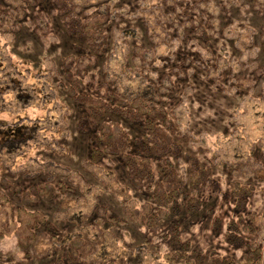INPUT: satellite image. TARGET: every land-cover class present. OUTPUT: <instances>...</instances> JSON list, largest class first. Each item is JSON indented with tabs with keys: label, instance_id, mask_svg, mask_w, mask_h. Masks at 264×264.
<instances>
[{
	"label": "rangeland",
	"instance_id": "obj_1",
	"mask_svg": "<svg viewBox=\"0 0 264 264\" xmlns=\"http://www.w3.org/2000/svg\"><path fill=\"white\" fill-rule=\"evenodd\" d=\"M73 3L79 17L108 14L101 55L85 51L86 43L67 31L48 1L36 7L29 0H0V128L22 126L28 136L1 145L0 191L14 208L46 218L25 248L13 236L1 240L0 264H210L219 258L243 264L241 242L227 234L239 215L253 230L242 233L239 223L237 233L243 243L259 245L264 264V53L257 39L264 0ZM224 51L229 65L215 73ZM205 55L209 68L201 61ZM71 59L80 63L72 61L82 70V93L105 100L140 96L169 113L170 159L181 191L155 226L131 219L114 190L126 186L141 209L158 173L135 189L119 155L86 168L90 152L100 148L102 122L120 124L132 145L146 131L114 113L90 119L64 90ZM201 168L210 178L194 192L189 178ZM40 183L53 187L52 198L33 194L30 203L22 202L20 192ZM235 183L252 188L243 209L234 202ZM189 197L199 201L193 210L184 201ZM71 240L81 242L75 259ZM174 254L183 258L169 262L166 256Z\"/></svg>",
	"mask_w": 264,
	"mask_h": 264
},
{
	"label": "trees",
	"instance_id": "obj_2",
	"mask_svg": "<svg viewBox=\"0 0 264 264\" xmlns=\"http://www.w3.org/2000/svg\"><path fill=\"white\" fill-rule=\"evenodd\" d=\"M49 2L56 9V14L60 15L64 21L67 31L77 38L82 39L94 55H101L104 51L106 37L102 26L108 20L106 12L97 13L90 17H79L73 11V0H29L31 4L38 7ZM217 13L225 16V11H220L219 6ZM203 36H207L204 29H200ZM258 50L264 53V26L260 28L258 34ZM224 54V55H223ZM219 53L218 65L214 72L219 73L223 67L228 66L226 55ZM212 56V55H211ZM210 56L205 55L201 59L205 68L210 66ZM64 61V60H63ZM79 63L75 59L65 63L64 76L66 84L64 90L66 94L79 105L85 114H89L90 119H100L105 113H114L126 121L141 124L146 133L138 139L134 145L129 142V136L124 128L118 123L102 122L98 127L97 138L100 148L93 149L90 152V159L86 161V168L92 171V165L105 157V155H119L123 162L130 184L139 189L143 183L151 182L159 174V179L151 186L149 200L139 209L130 196V191L126 186H118L114 190L115 195L120 199V204L125 209L131 219L138 224L155 226L158 220L165 219L169 215L168 207L173 206L175 197L179 194L181 188L178 184V174L173 167L171 156L174 151L173 126L169 113L164 107L154 106L146 103L140 96L124 100L111 95L108 100L95 95H88L81 92L82 89V70L73 64ZM62 62V61H61ZM80 64V63H79ZM26 128L22 126L0 128V147L3 144H10L25 140ZM156 167V168H155ZM158 173V174H157ZM209 169H198L193 172L189 178V184L194 192H198L200 187L210 178ZM3 183H6L4 180ZM202 184V185H200ZM252 188L235 183L231 190L235 198L237 208H244L246 198L251 194ZM22 202L30 203L31 195L42 194L46 199H51L54 193L53 187L48 183H40L38 186H31L27 190L20 192ZM10 195L0 191V216H6L4 221L0 220V241L6 237L13 236L20 247H27L29 242L34 239L35 231L40 225H45L46 218L39 212L28 211L24 207L14 208L10 202ZM189 210L196 207L198 200L195 197L185 198ZM171 209V208H170ZM243 215H239V222L234 220L228 223V238L233 242H241V248L245 252L243 264H262V250L255 242L245 241L243 243L238 234L237 228L241 232L251 233L253 226L243 223ZM239 223L241 225L239 226ZM252 235V233H251ZM72 254L69 256L75 259L77 249L81 247L80 240H71ZM73 256V257H72ZM181 259L182 255L174 254L166 256L169 262L173 259ZM69 258V259H70ZM185 259V258H184ZM236 264L233 261H224L219 258L210 261V264ZM55 264H66L64 259H59ZM105 264H122L117 261H108ZM183 264H196L192 260L185 259Z\"/></svg>",
	"mask_w": 264,
	"mask_h": 264
}]
</instances>
